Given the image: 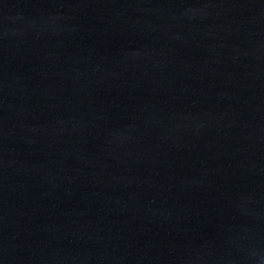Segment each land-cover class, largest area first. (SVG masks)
<instances>
[{
    "label": "water",
    "instance_id": "95a60500",
    "mask_svg": "<svg viewBox=\"0 0 264 264\" xmlns=\"http://www.w3.org/2000/svg\"><path fill=\"white\" fill-rule=\"evenodd\" d=\"M0 264H264V0H0Z\"/></svg>",
    "mask_w": 264,
    "mask_h": 264
}]
</instances>
